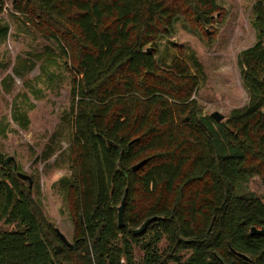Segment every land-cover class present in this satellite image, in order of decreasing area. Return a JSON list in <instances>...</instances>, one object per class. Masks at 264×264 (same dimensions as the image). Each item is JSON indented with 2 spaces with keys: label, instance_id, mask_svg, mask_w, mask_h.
I'll use <instances>...</instances> for the list:
<instances>
[{
  "label": "trees",
  "instance_id": "obj_1",
  "mask_svg": "<svg viewBox=\"0 0 264 264\" xmlns=\"http://www.w3.org/2000/svg\"><path fill=\"white\" fill-rule=\"evenodd\" d=\"M4 6L0 0V14ZM224 11L216 0L11 2V15L53 39L64 56L72 232L70 245L63 243L33 186L0 157V223L10 226L0 224V264H264V201L240 186L242 175L264 180V0L252 3L254 43L236 55L247 102L223 120L201 114L190 98L199 79L181 46L173 44L168 62L155 58L179 15L214 35L210 24ZM8 32L0 18V45ZM11 118L28 125L16 102ZM51 151L46 146L42 157Z\"/></svg>",
  "mask_w": 264,
  "mask_h": 264
},
{
  "label": "rangeland",
  "instance_id": "obj_2",
  "mask_svg": "<svg viewBox=\"0 0 264 264\" xmlns=\"http://www.w3.org/2000/svg\"><path fill=\"white\" fill-rule=\"evenodd\" d=\"M12 1L5 0L0 14L1 20L9 25L8 35L0 45V124L8 123L7 132L0 133V157L3 160L9 157L7 164L12 168L14 163L17 165L14 169L17 178L18 173L30 176L35 190L33 196L49 220L70 241L71 229L64 199L65 179L69 173L66 154L71 135L70 79L64 69V56L55 41L40 35L18 12L15 13L17 16H12ZM216 2L225 11L220 22L215 18L210 24L216 30L214 35L207 25L192 27L179 15L173 24V34L158 41L159 51L155 58L158 62H168L177 54L173 44L181 46L190 72L199 79L196 92L190 98L196 100L201 114L217 111L224 119L230 109L247 102L248 94L240 77L236 55L240 49L254 43L256 31L252 24L253 0ZM209 38L212 41L208 44ZM15 68L20 71L19 75L14 72ZM4 80L9 88H5ZM14 102L28 117L24 129L11 118ZM46 146L52 151L43 158ZM19 180L27 183L26 179ZM240 180L245 193L264 201L263 179L257 175H242Z\"/></svg>",
  "mask_w": 264,
  "mask_h": 264
},
{
  "label": "water",
  "instance_id": "obj_3",
  "mask_svg": "<svg viewBox=\"0 0 264 264\" xmlns=\"http://www.w3.org/2000/svg\"><path fill=\"white\" fill-rule=\"evenodd\" d=\"M262 80L264 82V77H262ZM208 115L211 118H213L215 121H220V120L223 119V115L220 114L217 111H212ZM9 160H10V158L8 157V158L5 159V162H8ZM142 162H143V160H140V161L136 162L135 164H133L131 166V169H136ZM16 167H17V165L14 163V168H16ZM18 176H19V178L26 179L29 182V177L26 174L18 173ZM124 199H125V190L123 192V195L121 196V199L119 201V204L116 207V210H117L116 219H117V224L118 225H121L122 224V208H123V204H124ZM156 217L157 216L155 215V216H149V217L145 218L143 220V222L137 228L132 229V233L133 234H139L140 232L143 231V229L145 228L146 224L149 221H151L152 219H155ZM54 230H55L56 234L59 236V238L61 239V241L63 243L70 245V242L63 236V234H61L59 232V230L57 228L54 227ZM249 232L250 233H255V234H262L263 233V229L262 228L257 229L256 227L251 226L249 228ZM54 250H57V246L54 248Z\"/></svg>",
  "mask_w": 264,
  "mask_h": 264
},
{
  "label": "crops",
  "instance_id": "obj_4",
  "mask_svg": "<svg viewBox=\"0 0 264 264\" xmlns=\"http://www.w3.org/2000/svg\"><path fill=\"white\" fill-rule=\"evenodd\" d=\"M42 210H43V208H42ZM66 212H67V210H66ZM43 213H44V215L46 216V218L49 220V218L47 217V215H46V213L44 212V210H43ZM67 216H68V214H67ZM68 219H69V217H68ZM50 222H52L51 220H49ZM69 222H70V220H69ZM53 223V222H52ZM53 225H54V223H53ZM53 227H55V228H57L56 226H53ZM58 229V228H57ZM70 229H71V232H72V227H71V223H70ZM59 230V229H58ZM60 232V231H59ZM61 234H63L62 232H60ZM67 239V238H66ZM70 241H71V238H70Z\"/></svg>",
  "mask_w": 264,
  "mask_h": 264
},
{
  "label": "flooded vegetation",
  "instance_id": "obj_5",
  "mask_svg": "<svg viewBox=\"0 0 264 264\" xmlns=\"http://www.w3.org/2000/svg\"><path fill=\"white\" fill-rule=\"evenodd\" d=\"M29 177V182H28V180H27V182H28V186H30L31 185V178H30V176H28ZM30 184V185H29Z\"/></svg>",
  "mask_w": 264,
  "mask_h": 264
}]
</instances>
